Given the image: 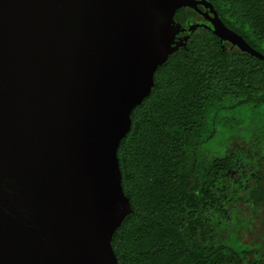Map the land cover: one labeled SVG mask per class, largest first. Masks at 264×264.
<instances>
[{"label":"water","instance_id":"obj_1","mask_svg":"<svg viewBox=\"0 0 264 264\" xmlns=\"http://www.w3.org/2000/svg\"><path fill=\"white\" fill-rule=\"evenodd\" d=\"M197 27L264 62L208 0H0V264H118L117 148Z\"/></svg>","mask_w":264,"mask_h":264},{"label":"trees","instance_id":"obj_2","mask_svg":"<svg viewBox=\"0 0 264 264\" xmlns=\"http://www.w3.org/2000/svg\"><path fill=\"white\" fill-rule=\"evenodd\" d=\"M208 1L264 55V0ZM153 79L116 152L118 264H264V232L244 240L264 209V62L199 29Z\"/></svg>","mask_w":264,"mask_h":264},{"label":"flooded vegetation","instance_id":"obj_3","mask_svg":"<svg viewBox=\"0 0 264 264\" xmlns=\"http://www.w3.org/2000/svg\"><path fill=\"white\" fill-rule=\"evenodd\" d=\"M199 8L201 9L202 12L206 11V9L203 6H199ZM187 11V16L186 17H182L181 15H176L174 16L175 21L180 22L183 27H188L189 25H194V24H204V25H209V22L207 21L206 17L201 15L199 12L193 11L191 9H185ZM208 11V10H207ZM221 19V18H220ZM224 23V22H223ZM199 29H204L206 31L211 32L209 29L204 28V27H197L195 30L192 31V33L188 36L186 44L190 38V36L195 33L196 31H198ZM212 33V32H211ZM213 34V33H212ZM187 35V32H181L179 33L177 36L181 37V36H185ZM214 35V34H213ZM186 46V45H185ZM229 44L227 42H225L223 44V50L224 49H229ZM234 49V48H233Z\"/></svg>","mask_w":264,"mask_h":264},{"label":"rangeland","instance_id":"obj_4","mask_svg":"<svg viewBox=\"0 0 264 264\" xmlns=\"http://www.w3.org/2000/svg\"><path fill=\"white\" fill-rule=\"evenodd\" d=\"M259 217L260 218H257L252 223L251 227L254 229V231L250 232L248 234V237H246L244 239L246 242H254V241H257L258 240L259 233L264 232V209L261 210V212L259 214ZM254 237H255V239H254ZM260 237L262 238L263 237V234H261ZM262 248H264V243L262 245Z\"/></svg>","mask_w":264,"mask_h":264}]
</instances>
